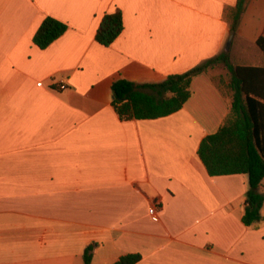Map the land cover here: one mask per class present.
<instances>
[{
  "label": "crops",
  "instance_id": "0c3cea01",
  "mask_svg": "<svg viewBox=\"0 0 264 264\" xmlns=\"http://www.w3.org/2000/svg\"><path fill=\"white\" fill-rule=\"evenodd\" d=\"M236 3L0 0V264H83L89 244L90 264H264V219L241 221L248 175H209L197 155L230 113L225 66L194 76L169 115L121 120L111 105L119 78L160 82L222 52ZM116 8L122 32L103 46ZM47 15L68 28L39 48ZM259 36L264 0H246L233 65L264 66Z\"/></svg>",
  "mask_w": 264,
  "mask_h": 264
},
{
  "label": "trees",
  "instance_id": "16d2710c",
  "mask_svg": "<svg viewBox=\"0 0 264 264\" xmlns=\"http://www.w3.org/2000/svg\"><path fill=\"white\" fill-rule=\"evenodd\" d=\"M246 0H237L231 10V29L235 30ZM68 28L52 16H45L36 29L32 41L46 48ZM123 29L122 11L116 8L105 13L95 33L96 41L109 46ZM264 54V36L256 40ZM217 64L229 72L231 89L230 113L214 133L200 142L197 155L209 175L247 174L244 211L241 221L246 226H257L264 219V66L233 65L228 53L222 51L183 73L170 74L160 82L134 83L125 78L113 81L111 105L121 120L149 119L169 115L179 110L191 95L190 83L194 76ZM93 245L83 253V264H90ZM139 253L121 255L112 264H134Z\"/></svg>",
  "mask_w": 264,
  "mask_h": 264
},
{
  "label": "rangeland",
  "instance_id": "374dc122",
  "mask_svg": "<svg viewBox=\"0 0 264 264\" xmlns=\"http://www.w3.org/2000/svg\"><path fill=\"white\" fill-rule=\"evenodd\" d=\"M226 44V43H225ZM232 45V43H231ZM224 52L228 53L229 55V59H230V62L232 61H236L237 58L239 57L240 54H238V52L236 51L237 47H236V41L233 42V45L230 46L229 50L228 51H225V45H224V48H223ZM248 50H250L251 48L250 47H247ZM217 72H218V69H217ZM228 74V73H227Z\"/></svg>",
  "mask_w": 264,
  "mask_h": 264
},
{
  "label": "water",
  "instance_id": "95a60500",
  "mask_svg": "<svg viewBox=\"0 0 264 264\" xmlns=\"http://www.w3.org/2000/svg\"><path fill=\"white\" fill-rule=\"evenodd\" d=\"M233 36H234V30H230L229 34H228V38H227L226 44H225V51L229 50V48L231 46V43H232Z\"/></svg>",
  "mask_w": 264,
  "mask_h": 264
},
{
  "label": "built area",
  "instance_id": "2783aa9c",
  "mask_svg": "<svg viewBox=\"0 0 264 264\" xmlns=\"http://www.w3.org/2000/svg\"><path fill=\"white\" fill-rule=\"evenodd\" d=\"M64 87H65V84H64V83H61V84L59 85V88H64ZM149 212H150L151 214H154V215L158 212L157 207H156L155 204H154L153 206H151V208H149Z\"/></svg>",
  "mask_w": 264,
  "mask_h": 264
}]
</instances>
